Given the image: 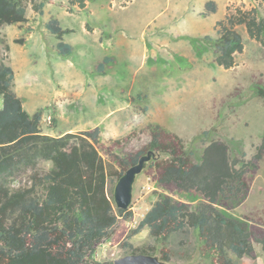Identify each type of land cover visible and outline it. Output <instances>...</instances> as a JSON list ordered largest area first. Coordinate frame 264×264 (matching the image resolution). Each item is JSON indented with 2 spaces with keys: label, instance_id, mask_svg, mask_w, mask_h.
<instances>
[{
  "label": "rangeland",
  "instance_id": "obj_1",
  "mask_svg": "<svg viewBox=\"0 0 264 264\" xmlns=\"http://www.w3.org/2000/svg\"><path fill=\"white\" fill-rule=\"evenodd\" d=\"M39 1L27 3L25 22L0 28L9 46L0 48V56L13 69V88L24 109L29 114L41 110L44 133L98 126V149L113 172L120 170L116 156L147 145L153 125L178 135L194 161L214 139L228 145L231 159L254 156L264 134V101L254 87L255 82L264 84V44L238 27L243 48L234 65L224 68L214 61L213 43L217 21L236 7L256 6L264 13V0H213L215 12L206 11L207 0H86L83 6L78 0H45L42 13L32 7ZM50 18L71 29L63 37L71 54L56 51L58 39L46 28ZM105 56L109 61L99 70ZM165 157L160 153L137 175L127 208L131 217H118L91 258L113 261L154 245L156 254L163 246L169 249L168 264H211L195 232L172 234L164 245L147 227L132 233L161 193L191 209L200 200L194 192L157 181L156 160ZM250 175L245 200L222 211L262 224L264 156L246 178ZM116 181L115 175L108 177L110 197ZM254 248L255 259L243 257L236 264H264L260 244Z\"/></svg>",
  "mask_w": 264,
  "mask_h": 264
},
{
  "label": "trees",
  "instance_id": "obj_2",
  "mask_svg": "<svg viewBox=\"0 0 264 264\" xmlns=\"http://www.w3.org/2000/svg\"><path fill=\"white\" fill-rule=\"evenodd\" d=\"M31 0H0V28L27 20V3ZM81 6L86 0H78ZM45 0L32 4L43 12ZM208 12L216 11L213 0L205 2ZM213 43L214 61L229 68L244 41L238 27L264 44V13L254 6L236 7L216 23ZM46 28L58 42L62 56L72 53L63 40L71 29L63 28L56 18ZM9 49L0 34V48ZM109 57L98 64L99 70ZM14 72L0 56V264H112L91 258L95 247L107 239L118 217H131L128 209L114 208L108 196L109 176H119L148 150L165 154L156 160L157 181L200 200L191 209L187 203L161 193L132 233L147 227L151 237L165 244L172 234L195 232L211 264H236L243 257L255 259L254 243L264 253V222L235 218L222 208L241 204L249 193L246 173L255 172L264 156V134L254 156L246 161L231 159L228 145L219 139L207 143L197 161L185 149L176 134L151 127L147 145L134 153L116 156L120 170L108 171L99 152L98 126L58 135L41 130V110L29 114L13 88ZM255 93L264 101V84L255 82ZM47 163L49 166L44 167ZM26 181L22 182V176ZM264 214V204H263ZM128 245V243H126ZM156 254L154 245L130 253ZM160 259L169 261L166 247L158 251Z\"/></svg>",
  "mask_w": 264,
  "mask_h": 264
},
{
  "label": "water",
  "instance_id": "obj_3",
  "mask_svg": "<svg viewBox=\"0 0 264 264\" xmlns=\"http://www.w3.org/2000/svg\"><path fill=\"white\" fill-rule=\"evenodd\" d=\"M160 156L153 150H148L141 155L137 162L129 166L117 179L113 188V201L117 208L127 209L132 199L133 185L136 177L147 166L151 159ZM112 264H168L160 259L158 254L128 253L113 259Z\"/></svg>",
  "mask_w": 264,
  "mask_h": 264
},
{
  "label": "crops",
  "instance_id": "obj_4",
  "mask_svg": "<svg viewBox=\"0 0 264 264\" xmlns=\"http://www.w3.org/2000/svg\"><path fill=\"white\" fill-rule=\"evenodd\" d=\"M70 130H71V129H68V130H66V131H64V132H62V133H65V132L70 131ZM62 133H61V134H62Z\"/></svg>",
  "mask_w": 264,
  "mask_h": 264
}]
</instances>
